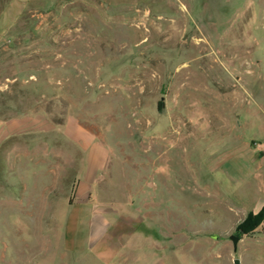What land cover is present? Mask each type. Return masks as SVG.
I'll list each match as a JSON object with an SVG mask.
<instances>
[{
	"label": "rangeland",
	"instance_id": "obj_1",
	"mask_svg": "<svg viewBox=\"0 0 264 264\" xmlns=\"http://www.w3.org/2000/svg\"><path fill=\"white\" fill-rule=\"evenodd\" d=\"M72 118L105 150V248L264 264V0H0V264H109L63 223Z\"/></svg>",
	"mask_w": 264,
	"mask_h": 264
},
{
	"label": "crops",
	"instance_id": "obj_2",
	"mask_svg": "<svg viewBox=\"0 0 264 264\" xmlns=\"http://www.w3.org/2000/svg\"><path fill=\"white\" fill-rule=\"evenodd\" d=\"M24 116L12 117L5 121V124L16 125L22 121ZM32 118V119H31ZM35 118V122L29 124L31 126L27 128H12L7 134H19L27 131H39L45 127V119L39 115L29 117L30 120ZM72 125L76 128L79 136L84 141L85 145H90L92 151L85 153L84 166L78 175L80 179H76L73 187L72 200L67 203L65 216L63 223H68L70 219L73 222L83 223L86 227L84 229V243L81 248H73V251L92 254L101 261L111 264H164L159 260L158 254L154 250H149L142 247L137 241H131L129 245L125 247H104L100 243L105 234L104 216L99 208L101 204L98 200H94L91 197L92 192L95 190V180L98 174L103 169L106 155L105 150L100 144L93 139V137L87 133L80 125H78L72 118L69 119ZM25 122V121H24ZM84 148L78 140L73 141ZM98 247L97 250H95ZM104 247V248H103ZM123 256V258H122ZM166 264V263H165Z\"/></svg>",
	"mask_w": 264,
	"mask_h": 264
},
{
	"label": "water",
	"instance_id": "obj_3",
	"mask_svg": "<svg viewBox=\"0 0 264 264\" xmlns=\"http://www.w3.org/2000/svg\"><path fill=\"white\" fill-rule=\"evenodd\" d=\"M228 238L232 243V250H235L238 237L234 235H230ZM231 264H240V262L237 258H234L232 259Z\"/></svg>",
	"mask_w": 264,
	"mask_h": 264
},
{
	"label": "trees",
	"instance_id": "obj_4",
	"mask_svg": "<svg viewBox=\"0 0 264 264\" xmlns=\"http://www.w3.org/2000/svg\"><path fill=\"white\" fill-rule=\"evenodd\" d=\"M260 211L262 212V209H260V210L257 212L256 215H253V216H252V215H249V216H248L246 222L251 223V224H250V227H251V226H254V225L257 223L258 218L261 216V213H259ZM239 228H240V227H239Z\"/></svg>",
	"mask_w": 264,
	"mask_h": 264
}]
</instances>
